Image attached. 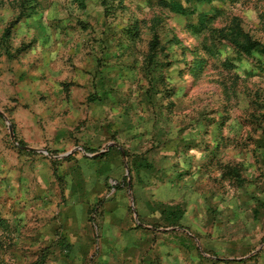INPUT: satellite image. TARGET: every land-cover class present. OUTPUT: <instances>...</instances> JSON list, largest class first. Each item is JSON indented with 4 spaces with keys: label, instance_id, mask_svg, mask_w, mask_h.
<instances>
[{
    "label": "rangeland",
    "instance_id": "rangeland-1",
    "mask_svg": "<svg viewBox=\"0 0 264 264\" xmlns=\"http://www.w3.org/2000/svg\"><path fill=\"white\" fill-rule=\"evenodd\" d=\"M7 54L43 58V81L27 69L0 101V264L135 262L101 223L133 190L118 138L133 162L183 151L201 168L207 227L181 226L177 264H264V0H0ZM162 252L137 264H172Z\"/></svg>",
    "mask_w": 264,
    "mask_h": 264
},
{
    "label": "crops",
    "instance_id": "crops-1",
    "mask_svg": "<svg viewBox=\"0 0 264 264\" xmlns=\"http://www.w3.org/2000/svg\"><path fill=\"white\" fill-rule=\"evenodd\" d=\"M40 53L41 51H39ZM32 59L34 62H42L43 60L39 56L35 60L32 54L17 59L8 54L0 58V101L18 97L24 92V86L30 84L29 74H24L27 69L36 68L38 70L36 76L38 77L33 76V78L43 81V69L40 67L43 66V63L39 62L37 67H34V64L31 63ZM118 139L117 146L119 150L122 151L123 148L127 151L129 148L133 150L132 154L128 156L130 157L127 160L129 164L126 165L131 176L129 181H126L127 186L129 185V188L133 190H129L128 194L119 191L105 203L103 207L104 216L101 217L104 232H109V235L112 232L117 238L126 235L128 239L121 240V246L124 245L125 250H128V246L132 242H134L133 245H136V248L140 247L133 264H137L139 258L142 260L144 255L161 257L162 251H164V255L174 252L175 258L172 264H177V250L182 249L185 251L186 247L184 245L188 243L185 242V240L188 241L186 234L180 230L182 229L181 226L192 225L196 220H199L203 222L200 223L203 230H206L207 227L206 210L204 209L205 213L202 217V205L193 207L190 202L192 186L196 184L197 179L202 180L201 168L199 167V171L196 173L197 167L193 168L191 166V155L183 151L180 153L165 151L160 157L151 154L150 158L153 163L150 162L149 165L142 164L141 160L140 162H133L134 160L131 157L137 154L138 151L136 143L134 145L128 139ZM114 152L117 151H112L110 153L111 157H115ZM170 155H173L176 165L168 164ZM162 160H164L163 163ZM165 160H167V164ZM199 162L201 164V159ZM119 166V164L116 165L117 172ZM109 184H111L110 181ZM99 188L102 189L103 186ZM197 207L198 211H196ZM191 211L197 213L193 216V219L190 214ZM178 212H181V214L179 215ZM234 212L238 214L236 211ZM238 219V225L241 227L240 218L238 217ZM161 221L162 223L166 222L165 228L155 227ZM177 230L180 232H177ZM177 236L179 241H177ZM165 238H167V245H169L167 250L164 249L161 242H165ZM177 242L178 246L176 245ZM181 242L183 244H180ZM148 252L149 254H147ZM180 264H186V259L181 258Z\"/></svg>",
    "mask_w": 264,
    "mask_h": 264
},
{
    "label": "trees",
    "instance_id": "trees-1",
    "mask_svg": "<svg viewBox=\"0 0 264 264\" xmlns=\"http://www.w3.org/2000/svg\"><path fill=\"white\" fill-rule=\"evenodd\" d=\"M250 39L251 38L247 36L246 42L238 45V47L247 54L252 53L254 50H256L260 46L258 43Z\"/></svg>",
    "mask_w": 264,
    "mask_h": 264
}]
</instances>
